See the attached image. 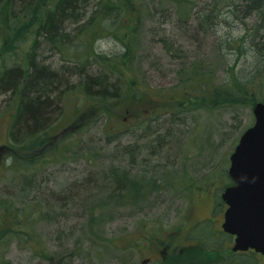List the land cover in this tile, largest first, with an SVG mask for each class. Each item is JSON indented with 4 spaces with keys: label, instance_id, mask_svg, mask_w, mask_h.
Masks as SVG:
<instances>
[{
    "label": "rangeland",
    "instance_id": "374dc122",
    "mask_svg": "<svg viewBox=\"0 0 264 264\" xmlns=\"http://www.w3.org/2000/svg\"><path fill=\"white\" fill-rule=\"evenodd\" d=\"M194 1L188 19L179 15L173 0L144 4L135 60L121 81L124 88L134 81L139 98L122 91L124 97L101 106L109 117L101 116L77 132L76 110H95L91 100L72 91L52 142L32 166H14L0 148V264H139L133 236L146 225L180 224L174 220L192 209L189 198L196 196L187 190L192 183L202 187L198 195L205 200L200 202L199 196L191 217L202 219L211 207L215 216L223 211L219 196L231 183L230 156L241 134L254 123L253 106L264 100V60L250 45L254 38H244V14L235 9L217 12L215 3ZM90 7L89 15L96 12L100 17L93 21L103 22L104 34L94 38L92 29L78 26L69 32L72 42L60 52L45 51L40 62L54 69L72 66L107 73L89 57L90 46L117 59L123 48L113 31L130 33L128 26L137 20L127 14L100 16L97 0ZM4 37L6 49L16 51L7 56L0 43V66L22 61L30 47L28 33L15 29ZM107 77L110 84L118 79L109 72ZM71 81L76 86L82 80L75 75ZM225 84L236 96L245 87L246 105L230 100L219 104L214 88ZM9 102L6 98L0 103V147L12 145ZM157 137L159 141L150 145ZM162 137L171 146L168 154L156 156L151 147L163 143ZM103 174L113 181L105 183ZM98 187L103 190L90 196L93 200L83 199L91 200L88 204L68 205V198ZM145 189L151 192L141 199ZM218 242L227 248L228 240ZM239 259L229 258L234 264H264V258L255 255L246 258L247 263Z\"/></svg>",
    "mask_w": 264,
    "mask_h": 264
},
{
    "label": "trees",
    "instance_id": "16d2710c",
    "mask_svg": "<svg viewBox=\"0 0 264 264\" xmlns=\"http://www.w3.org/2000/svg\"><path fill=\"white\" fill-rule=\"evenodd\" d=\"M94 1L0 0V43L4 45L1 51L7 56L8 53L16 51L14 48L6 49L8 41L4 37L6 32L21 29L30 36V47L29 49L27 48L28 51H26L27 53L22 61L10 66H0V103L4 99L9 98L10 102L7 111L11 112L13 118L10 132L12 145L0 148L2 150L3 148L5 149V155L11 158L14 166L19 168L27 165L32 166L35 163V157L45 152L41 151L52 142V137H54L56 130L55 126L67 109L66 98L70 93H81L84 97L91 100V106L95 110L92 112L76 110L78 121L76 127L79 128L77 132L87 129V126L94 124L101 116L109 117V112L101 106L108 99L117 100L124 97L122 96V91H125V94L129 92L133 99L139 98V89L134 81L130 82L128 88H124L121 85L122 74L133 65L135 60V53L139 45V35H137L136 29L142 25L140 20H142L144 4H159L163 3V0H97V10L101 12L100 16H102V13H108L115 18L117 15L127 14L128 16H133L132 20H137L134 25L128 26L130 33L126 30L118 31L115 29L113 31L118 36L116 39L118 38L117 41L122 44L123 48V53L117 59H109L105 55L98 54L94 50V45L90 46L89 57L96 59L95 66L104 65L106 70H108L107 73H103L104 70L102 69L101 72H91L92 70L87 71L83 68L75 70V67L72 66L54 69L52 66L40 62V57L45 51L57 50L60 52L65 43L72 42L74 38L71 37L69 32L75 31L78 26L79 28L84 27L85 31H88L86 29L89 28L92 29L93 35H95L94 38L104 34L101 33V27L104 26L103 22L100 19L93 21L94 18L100 17L95 15L96 12L89 15L90 6ZM173 1L176 2L179 15L183 19H188L190 13L195 9V1ZM207 1L215 3L217 12L224 11V13H228L235 9L238 14H244V21L246 22V27L243 29L246 33L244 38H254L250 45L253 49L256 48L260 51L258 53L260 56L263 55L261 59L264 60V0ZM102 3L103 6L101 5ZM217 5L220 7H217ZM14 13L15 15L13 16L12 14ZM87 16L90 18H86ZM247 20L251 21L252 24H247ZM81 24L84 25L82 26ZM257 26L259 28L256 29ZM3 37L4 39L2 40ZM262 68L264 70V64ZM108 72L110 76H117L118 79H116L115 83L110 84L107 77ZM75 75L82 81L78 85L73 86L71 85V80ZM214 90L219 104L227 103V100H230L232 103L246 105L243 100L248 96L245 87L239 89L238 96L233 93V88H228L227 84L214 88ZM171 107L172 105L166 106L164 110L169 111ZM162 138L163 143L151 147L152 152H155L156 156L157 154H168L166 149L171 146L165 137ZM158 141L157 137L156 140L151 141L152 143L149 144L155 145ZM58 149L60 150L61 148ZM102 177L105 183L113 181L109 179L110 177L106 179L104 174ZM101 190H103L102 187L93 188L88 191L89 194L80 195L81 197L77 194L74 198H68L67 203L69 206L86 205L88 204L86 202L93 200L90 196L99 193ZM126 190L128 192L131 191L129 186H126ZM150 192L149 189H145L139 197L144 199ZM84 198L91 200L83 201ZM54 204H61V201L54 200ZM4 207L6 206L4 205ZM8 211H10L9 207ZM27 241L25 239V242ZM198 244V247L192 251L198 253L191 257L189 264L215 263L213 253L205 251L214 252L218 248L212 247L209 250L205 248L204 251L203 248L201 249L204 246L200 239H198ZM221 249H223L222 246L219 251ZM243 261H246V259H243Z\"/></svg>",
    "mask_w": 264,
    "mask_h": 264
},
{
    "label": "water",
    "instance_id": "95a60500",
    "mask_svg": "<svg viewBox=\"0 0 264 264\" xmlns=\"http://www.w3.org/2000/svg\"><path fill=\"white\" fill-rule=\"evenodd\" d=\"M256 122L241 136L231 156L230 176L235 185L226 189L229 205L224 229L237 236L235 251L253 249L264 254V104L254 107Z\"/></svg>",
    "mask_w": 264,
    "mask_h": 264
},
{
    "label": "flooded vegetation",
    "instance_id": "af4514ba",
    "mask_svg": "<svg viewBox=\"0 0 264 264\" xmlns=\"http://www.w3.org/2000/svg\"><path fill=\"white\" fill-rule=\"evenodd\" d=\"M192 184L188 186L189 189L187 190L189 194L192 191L196 196L193 198L187 197L189 198V206L192 209L185 211L174 220L179 221L180 224L173 223L169 227L158 224L155 226L151 224L147 227L144 224L146 226L142 227L137 235L133 236L139 264H189L191 257L198 253L192 252L199 245L198 239L201 240L204 248L207 247V244L212 243V246L206 248L208 250L223 245L221 242L219 245L218 239L221 235L226 236L222 230L224 214L227 209L226 204H221L223 211L218 216L214 215V207H211L209 214L204 218L191 217L193 206L198 202L199 196L200 202L205 200L202 195H198L202 187ZM221 241L225 240L222 239ZM137 242H139L138 245ZM191 252L193 254L189 256ZM214 253L217 254L213 257L215 262L213 264H234L229 260L232 256L225 255L226 248L222 252L217 249Z\"/></svg>",
    "mask_w": 264,
    "mask_h": 264
}]
</instances>
